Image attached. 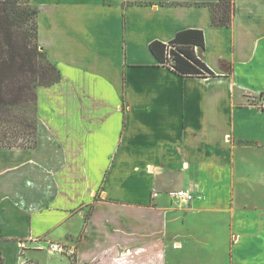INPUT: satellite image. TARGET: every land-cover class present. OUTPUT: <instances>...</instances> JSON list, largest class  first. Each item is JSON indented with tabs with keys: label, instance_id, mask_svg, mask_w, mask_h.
<instances>
[{
	"label": "crops",
	"instance_id": "0c3cea01",
	"mask_svg": "<svg viewBox=\"0 0 264 264\" xmlns=\"http://www.w3.org/2000/svg\"><path fill=\"white\" fill-rule=\"evenodd\" d=\"M216 1L32 0L61 78L38 88L36 144L0 147L2 264H264V0L229 26ZM187 28L214 76L150 51Z\"/></svg>",
	"mask_w": 264,
	"mask_h": 264
},
{
	"label": "trees",
	"instance_id": "16d2710c",
	"mask_svg": "<svg viewBox=\"0 0 264 264\" xmlns=\"http://www.w3.org/2000/svg\"><path fill=\"white\" fill-rule=\"evenodd\" d=\"M208 5L212 25H230L234 0ZM149 48L159 64L180 76L215 75L198 51L204 48L201 29L180 30L167 42L153 40ZM60 78V70L40 47L32 0H0V147L36 144L38 88Z\"/></svg>",
	"mask_w": 264,
	"mask_h": 264
},
{
	"label": "built area",
	"instance_id": "2783aa9c",
	"mask_svg": "<svg viewBox=\"0 0 264 264\" xmlns=\"http://www.w3.org/2000/svg\"><path fill=\"white\" fill-rule=\"evenodd\" d=\"M258 106L264 109V96H260V103ZM156 193H154V196ZM168 196L173 200H176L180 207L188 206L193 200V195L187 190H170ZM46 251L49 254H63L70 258L75 256V249L72 246H67L64 243L49 242L46 246Z\"/></svg>",
	"mask_w": 264,
	"mask_h": 264
}]
</instances>
